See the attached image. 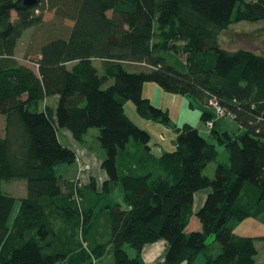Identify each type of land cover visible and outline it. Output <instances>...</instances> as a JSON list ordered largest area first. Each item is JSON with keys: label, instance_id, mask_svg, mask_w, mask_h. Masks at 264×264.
I'll return each mask as SVG.
<instances>
[{"label": "trees", "instance_id": "trees-1", "mask_svg": "<svg viewBox=\"0 0 264 264\" xmlns=\"http://www.w3.org/2000/svg\"><path fill=\"white\" fill-rule=\"evenodd\" d=\"M46 12H53L55 34L39 43L35 72L15 53L24 32L39 27ZM260 20L264 0H37L30 6L0 0V114L6 117L0 264L85 263L104 211L114 261L101 264H145V246L159 240L167 251L157 264H194L201 255L204 264H257L260 237L236 233L235 224L264 213V54L228 49L220 35L234 22ZM148 82L208 106L201 114L206 126L219 119L211 104L216 100L240 132L214 125L205 136L189 123L177 127L168 109L143 95ZM51 96H57L55 106L43 108ZM128 100L143 118L177 132L174 150L153 152L150 132L126 112ZM93 127L105 151L103 192L96 181L55 171L77 158L58 130L83 142ZM213 138L226 146L230 162L219 163L210 177L204 171L218 157ZM17 180L26 181L27 192L9 226L17 198L2 182ZM117 189L123 200L111 195ZM202 189L210 191L195 211ZM94 191L105 202L100 210L99 201L90 200ZM194 213L201 230L187 228Z\"/></svg>", "mask_w": 264, "mask_h": 264}, {"label": "rangeland", "instance_id": "rangeland-1", "mask_svg": "<svg viewBox=\"0 0 264 264\" xmlns=\"http://www.w3.org/2000/svg\"><path fill=\"white\" fill-rule=\"evenodd\" d=\"M66 24L71 25L72 22L66 21ZM53 25H54L53 12H46L44 15V22L39 27L38 26L30 27L24 32L23 36L21 37L17 45L16 53H15L16 59L23 67L37 72L38 66L33 60H35L39 56L38 54L39 46L38 45H40L39 44L40 42L49 38L48 35L55 34V32H53ZM50 31H52V33H50ZM220 39H221V43L223 44V46H225L228 49H231V50L243 49V50L255 51V52L264 54V20H260L256 22H250V21L234 22L228 28H226L225 30L221 32ZM95 63L99 67L100 73H103L102 67H101V61L96 60ZM128 67L131 69H138V68H141V65L140 64H129ZM112 81L113 80H110V82ZM143 93H144L143 94L144 96L150 95L153 98L155 105L162 107L164 109H168L170 116L172 118V123H174L177 127L184 126L185 122H189V121L195 122L198 120H201L203 124L206 125L204 120L201 119V113H200L201 110L198 109L197 106H193L195 103L192 100V97H193L192 95L176 94V93L168 92L155 82H148L146 89L144 90ZM55 101H57V96H56ZM55 101L52 99L51 100L45 99L42 102L41 106L43 108L47 106L49 107L55 106L56 104ZM128 103H131L134 109L137 111L136 105L134 104L132 100H128L126 105H128ZM126 105H125V108L127 112H130L129 108ZM224 117L232 119V117L229 115H226ZM143 119H144L143 120L144 124L141 125V127L146 129L147 131H149V128H150V131H149L151 134L150 143L152 147L159 150V147L161 145L167 144L170 147V145L174 144L173 138L175 140L177 137V132L175 130H173L172 128L166 127L163 124L154 122V121H151L149 123L148 119L146 118H143ZM147 125L149 127L146 128L145 126ZM5 126H6V117L0 114V137H3L5 135V132H6ZM99 133H100L99 128L93 127V128H90L88 133L85 135V140L88 146L91 147L95 155L96 154L98 155L97 156L98 160H100L101 156H103V158L105 157V151L101 147V144L98 138ZM233 134H236V133H233ZM61 135H62V141L68 145L69 141L64 139L65 136L62 133ZM211 140L214 141L215 144L217 145L218 157L215 161H212L206 167L204 173L210 177H213L215 174L216 167L219 163L225 164L227 162V164H229L230 161H229V151L226 148V146L224 144H220L216 138H213ZM171 150H174V148ZM90 164H91V168L87 171H83L88 176L91 174V171L93 169V164L92 163ZM97 167H99L98 174L95 177L90 175L88 178V183L90 182L92 183V181H96L97 183L96 187L99 189L98 191H101L103 187V179L101 176H102V173H104L103 172L104 169L102 167L101 162L100 164L97 165ZM55 170L57 174H61V173L65 174V172L67 173L69 172L73 174L74 172H76V163L75 164H65V163L59 164L55 167ZM78 173H81L79 169H78ZM2 190L17 198L14 208L12 210L9 222H8V225L12 226L18 214L20 206H21V198L25 196L27 192L26 181L25 180H17V181H11V182L3 181ZM111 195H113L114 198L119 201L123 200L121 189L115 190L114 192H112ZM97 198L98 196L96 192L94 191L93 194L90 195V200L99 201L98 204L100 205L98 206V210H100L105 202L102 198H99V199ZM201 206L202 205H199L198 199H196L195 211L199 209ZM101 216H102L101 219H97L96 221L97 223H99L100 226L98 225L93 226L94 227L93 230L97 231L95 235L96 240L94 241L95 243L94 245H96V247L93 248L89 246V249H87L88 259L86 258V261L83 264H89V263L90 264H101L103 262L107 263V262L114 261L113 250L112 248L110 249V246L108 245L109 238L111 236L110 225L107 224L108 223L107 219L109 218L108 211L102 212ZM187 228L188 230H201L202 229V224L195 213L190 218L189 225ZM235 231L236 233L241 234V235L260 237L256 239V246L258 248L257 264H264V213H262L260 216L249 217V218L244 219L243 221L237 222L235 224ZM82 238L83 237H81V241L83 242V246H84V243L87 241H85V239L84 238L82 239ZM213 239L214 237L213 235H211L207 238V242L211 243ZM96 242L105 243L106 245L102 249H96L98 248ZM126 249L128 250L130 256L135 255V251L130 245H126ZM98 252L102 253V257L100 259L96 257V254ZM161 261H163V258L157 260L156 262L152 264H157ZM194 264H204V256L201 255Z\"/></svg>", "mask_w": 264, "mask_h": 264}, {"label": "crops", "instance_id": "crops-1", "mask_svg": "<svg viewBox=\"0 0 264 264\" xmlns=\"http://www.w3.org/2000/svg\"><path fill=\"white\" fill-rule=\"evenodd\" d=\"M146 86H147V83L144 85L143 92L146 89ZM146 97L150 98L151 101L154 103L153 98L150 95H147ZM49 99L50 100L52 99V100L55 101L56 100V96H51V97H47L46 98V100H49ZM192 100L195 103L193 106H197V108L201 110V112H200L201 114H202V112L209 110L208 106L202 104L196 98L192 97ZM126 106L130 110V112H127V110H126L128 115L137 124H139L140 126L143 125L144 124V121H143L144 119L134 109L133 105L131 103H128V105H126ZM148 122L150 123L151 121L148 120ZM185 123H189V124L197 127L202 132V134H204L205 136H208V133L210 132V130L207 128L206 125L203 124V122L201 120H198V121H195V122L189 121V122H185ZM145 127L147 128L149 126L147 125ZM219 127H220V129H219ZM215 128L217 130H220V131H228L231 134L238 133L241 130L240 126L238 125V123L235 120L230 119V118H226V117L219 118L217 120L216 124H215ZM149 131H150V128H149ZM61 133L65 136L64 139L69 141L68 146L72 147L76 151L77 158H76V162H75L76 163V172H74L73 174H71L69 172H68L69 173L68 174L67 172H65V174L61 173V174H58V175L63 176L65 178H69V179H80V181L82 183H86L87 184L88 183V178H89L90 175L95 177L98 174V171H99L98 168L101 165L99 167H97V165L100 164V162L102 163L103 156H101L100 160H98V157H97L98 155L94 154V152L92 151L91 147L88 146L86 140L84 139L83 142H80V141L76 140L73 137L71 131H69L68 129L63 128V129L58 130V136H59L61 141H62ZM173 143L174 144L170 145V147L167 144H164V145H161L159 147V150L155 149L154 147H152V150H153V152L155 154L160 155L163 151H171V149L175 148V140H174V138H173ZM79 159H80L81 162L83 161L85 163H89V164L92 163L93 164V169H92L91 174L89 176L87 174H85L84 172L78 173L79 161L77 162V160H79ZM225 164H227V162ZM103 172L104 173H102L101 177H102L103 183H104V181L107 179V173L104 170H103ZM209 191H210V189H202V190L196 192L195 201H196V199H198L199 205H202L204 200H205V198H206V196L208 195ZM166 251H167V243H166L165 240H159V241H157L155 243L148 244V245L145 246V248L143 250V253H142L143 260H144V262L146 264H152V263L156 262L157 260H159L161 258H164ZM65 263H62V264H65ZM66 264H69V263H66Z\"/></svg>", "mask_w": 264, "mask_h": 264}, {"label": "built area", "instance_id": "built-area-1", "mask_svg": "<svg viewBox=\"0 0 264 264\" xmlns=\"http://www.w3.org/2000/svg\"><path fill=\"white\" fill-rule=\"evenodd\" d=\"M211 104L213 106V108L215 109L216 111V118H221V117H224L226 115H229L218 103L216 100H211ZM230 116V115H229ZM215 125V120L214 119H210L207 121V126L209 128H212L214 127ZM79 161V160H78ZM91 168V164L89 163H85V162H80L79 161V170L81 172L83 171H87Z\"/></svg>", "mask_w": 264, "mask_h": 264}, {"label": "water", "instance_id": "water-1", "mask_svg": "<svg viewBox=\"0 0 264 264\" xmlns=\"http://www.w3.org/2000/svg\"><path fill=\"white\" fill-rule=\"evenodd\" d=\"M37 2V0H24V4L25 5H33Z\"/></svg>", "mask_w": 264, "mask_h": 264}]
</instances>
